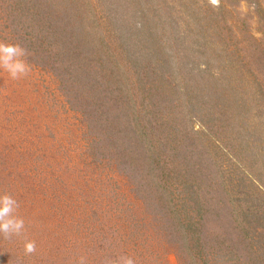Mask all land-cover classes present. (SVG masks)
Listing matches in <instances>:
<instances>
[{
  "label": "rangeland",
  "instance_id": "rangeland-1",
  "mask_svg": "<svg viewBox=\"0 0 264 264\" xmlns=\"http://www.w3.org/2000/svg\"><path fill=\"white\" fill-rule=\"evenodd\" d=\"M0 44V264H264V0H0Z\"/></svg>",
  "mask_w": 264,
  "mask_h": 264
},
{
  "label": "clouds",
  "instance_id": "clouds-1",
  "mask_svg": "<svg viewBox=\"0 0 264 264\" xmlns=\"http://www.w3.org/2000/svg\"><path fill=\"white\" fill-rule=\"evenodd\" d=\"M18 52L23 55V50L18 49L16 46L0 44V67L6 68L13 79L27 71L22 60L14 59ZM16 207H18L17 201L12 196L0 194V234L19 233L23 227V221L13 217ZM34 250L33 244L26 246L27 252L30 253ZM123 264H134V262L129 258L124 260Z\"/></svg>",
  "mask_w": 264,
  "mask_h": 264
},
{
  "label": "trees",
  "instance_id": "trees-1",
  "mask_svg": "<svg viewBox=\"0 0 264 264\" xmlns=\"http://www.w3.org/2000/svg\"><path fill=\"white\" fill-rule=\"evenodd\" d=\"M260 219V218H259Z\"/></svg>",
  "mask_w": 264,
  "mask_h": 264
}]
</instances>
